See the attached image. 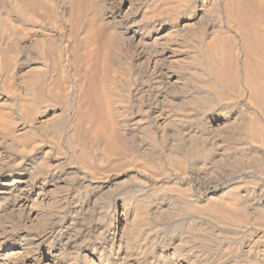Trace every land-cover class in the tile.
<instances>
[{
  "label": "bare ground",
  "instance_id": "bare-ground-1",
  "mask_svg": "<svg viewBox=\"0 0 264 264\" xmlns=\"http://www.w3.org/2000/svg\"><path fill=\"white\" fill-rule=\"evenodd\" d=\"M156 1H93L98 15L96 17L105 26L106 33L103 36L102 31L96 28L101 32V37H104L100 38L96 35L98 31L93 29L95 31L93 34L96 36H91L92 42L91 39L85 40L87 41L85 48L89 52L90 64L91 61H96L98 53L99 58L104 60L101 66L98 65L99 58L95 62L97 68L100 66V70L95 67L94 70L90 69L93 71L87 70L89 74L86 75L84 92L93 109L102 113L101 108L106 105L108 106L106 112L110 109L112 113L111 120L110 112L107 114L110 115L109 117L103 112L106 118L102 116L103 114H98L101 117L98 116L97 122L95 121L98 135L94 144L95 151L107 153L119 143L137 156L175 162L181 166V170L175 172L173 177L171 175L163 177V180L184 183V171L187 170L186 177L200 192L202 201L205 202L201 205H206V213L213 214V219L215 216L222 217L231 224L219 226L217 220L219 218L216 217L218 222H215L218 225L214 226V235H210L206 230L208 228L192 226L191 232L194 234H190V237L195 241H190V245L184 241L183 230V233L180 232L170 238L167 236V239L163 240L159 233L153 231L156 229L160 231L158 229L161 226L175 222L184 212V202L189 205L184 199L174 200L173 203L170 201L171 198L168 201L164 200L165 197L163 200L149 202L148 211L141 213V218L145 219L146 216L153 228L151 233L147 234L150 237L143 238L140 242V230L132 226L131 214L128 213L125 203L116 202L109 212H104V209L99 207V203L103 197H114L120 187L138 185L140 179L150 184L155 182L154 179L136 172L124 173L114 180L107 178L106 181L93 182L90 181L91 177L89 179L91 171L88 173L64 164L63 160H54L47 145L38 150L29 149L30 151L27 150L25 154L18 152L17 145L21 138L18 144L16 138H23L30 131H35L46 138H55L53 140L55 141L63 128L64 113L43 105L35 109V105L30 101L31 105L25 102L28 107L24 106L27 114L31 116L35 114L33 117L27 116L32 118V122L28 120V125L20 124L19 129L14 127L13 132H10L12 135L0 136V264H264L263 232L258 230L245 232L242 244L234 241L233 238L232 242L225 241L227 236L235 233L234 228H240L232 227L233 223L239 225L245 220L251 221L247 223L254 225L258 218L264 220L262 190L260 192L244 188L243 191L228 190L231 186L235 190L234 185L243 174L253 176L264 169V145L260 148L261 146L258 147L256 142L254 145L250 142L255 139L260 141L261 138L264 141V124H262L263 129L260 128L262 122L260 120L258 123L260 126L257 122L252 124L255 120H252V106L249 105L253 101L255 106H258L255 108H260L262 114L260 118L264 122V30L262 32L259 28H262V25L258 26L264 20H260L261 22L258 20L259 24H257V18H254V12H257L258 19L264 18V0H224V3L227 2L226 6L224 5L226 8L221 6L224 4L222 0L191 2L188 0L180 9L175 4L176 0H173L178 9L172 12L169 10L170 13L164 10V7L170 6L166 0L164 5L159 3L163 8L161 14L158 15L160 13L158 11L159 13H155H158V16L151 18L154 13L150 17V14H145L144 11ZM163 1L161 3H165ZM182 1L178 2L179 5L184 4V0ZM71 2L73 3V0H0V4L4 3L6 6L9 23L7 27L11 26L13 33V37L5 45L9 50L20 54L17 64L12 63L13 58L9 60L12 64L7 63V66H12L10 81L21 86L20 92L23 93L24 90L30 93L32 90H38L39 84L48 79V72L52 71L51 66L49 70L51 64H48L51 57L55 58L59 69L55 70L53 67V71L55 70L56 73L59 71L58 74L65 81L71 76L75 68L72 59L75 55L72 52L73 50L76 52V49L72 50L70 26L64 20L65 15L71 12ZM255 4L260 5L259 10L255 9ZM82 7L84 6L80 8ZM221 7L226 11V15H223ZM171 8L173 9V6ZM162 11L165 13L162 14ZM37 13H47L51 16L41 18ZM1 15L6 17L4 13ZM4 17L2 20L5 19ZM74 18L76 20V17ZM99 21L96 20L94 26ZM227 24L232 26V30L236 29L238 34L239 32L243 34L244 40L241 39V42L246 50L242 51L243 55L246 54V58L243 57L246 75L245 78L243 76L244 81H242L252 100L249 102V98L247 102L244 98V101L236 102L233 110L230 106L229 108L220 105L202 119L190 122L187 120L189 118L184 116L185 113L209 104L206 102L207 98L199 96L200 93L212 89L219 92L217 89L220 86L226 89L238 84V81L232 84L235 80L233 71L235 73L237 71H232L236 69L231 64L235 60L231 62L232 55L229 57V49L232 51L229 41L232 37L228 40L229 34L225 31ZM103 31L105 32L104 29ZM17 35H20V38H17ZM232 42L235 43L234 40ZM235 48L233 50L236 51ZM104 62L117 69H127V72L129 70L131 77L128 78V74V77L121 76L115 72L107 74L110 70ZM85 66H81L83 70ZM102 66H107V70L104 68L105 71ZM103 71L104 74L107 72L106 76ZM98 73L104 75L102 76L104 80L102 77L98 79L100 77ZM83 74L82 77H85ZM59 77L57 76V80L61 88L63 79L60 80ZM55 78L51 77L52 80ZM6 79L7 84L8 77ZM57 88L52 90L54 94L52 92L50 94L56 96ZM3 94L7 95L4 92ZM116 94L128 96L129 100H132L131 105L125 106L126 103L122 105L115 97ZM8 101L6 96L0 97L1 105H9ZM253 103H250L253 105L252 108H254ZM10 106L12 107V104ZM87 112L90 113V110ZM78 114L77 117H81L82 112ZM2 116L0 115V119L5 126V119ZM79 123L76 126H79ZM1 127L2 130L4 127ZM3 131L6 133L5 128ZM84 131L81 133L84 134ZM76 137L75 141H77ZM228 145L233 146L229 148ZM24 147L26 149V146ZM83 150L82 152L79 150V157L85 152L88 153ZM94 157L96 156H93V159ZM81 159L83 162L86 158ZM127 176L129 182L125 184L122 180L125 177L128 179ZM233 196L237 197V201L232 200ZM255 217H258L257 220L254 219ZM253 219L256 220L255 223ZM223 222L220 221L221 224ZM148 228L150 230L149 226Z\"/></svg>",
  "mask_w": 264,
  "mask_h": 264
},
{
  "label": "rangeland",
  "instance_id": "rangeland-1",
  "mask_svg": "<svg viewBox=\"0 0 264 264\" xmlns=\"http://www.w3.org/2000/svg\"><path fill=\"white\" fill-rule=\"evenodd\" d=\"M76 1H78L77 3H75V1L73 0V3L71 2V6L73 7H71V12L72 11H76L77 12V15H76V12H75V16H74V12H72V14H71V12L70 13H68L67 15H65V17H64V20L68 23V25L70 26V28H69V36H70V41H71V43H72V45H73V48H72V50L73 49H76L75 51L76 52H74V50H73V55H75V56H72V59H74L73 61H74V66H75V68H74V70L72 71V73L70 74L71 76L68 78V79H66V81L61 77V75H59L60 73H59V71H57V73L55 72V70L57 69V70H59L58 69V67H57V65H56V61L54 60L55 58L54 57H51L50 59H49V63L48 64H51V65H49V70H50V66H51V69H52V71H53V67L55 68V70L52 72L51 70H50V73L48 72V79H49V77H50V80H48L47 78H46V80L44 81V82H42L41 84H39L40 85V87H38V90L37 89H35V90H32L30 93L29 92H26V91H24L23 90V93L22 92H20L19 90L21 89V91H22V88H21V86L20 85H17V84H13L11 81H10V74H11V71H12V66L10 67V65H8L7 66V63L9 64H12V63H14V64H17V60H18V62H19V60H20V54L19 53H14L13 51H11V50H9V48H8V46L7 45H5L6 44V42L8 43V41H9V39H11L12 37H13V33H12V29H11V26H9V27H7V25H9V23L7 22L8 21V19H7V12H6V10H5V5H4V3H3V5L2 4H0V9H1V11L2 12H0V78H2V79H0V97H7L8 99H9V101L7 102L9 105H7V106H5V105H1V103H0V115L2 116V118H4L5 119V126L3 125V123L1 122V119H0V127L1 128H5V131H6V133L3 131V129L1 130L0 129V136H2V135H8V134H11L10 132L12 131V129L14 128V127H16V128H20L19 127V125L20 124H22V123H25L26 125H28L29 124V121L28 120H30V123L32 122V118H30V117H33L34 115H29V113L27 114V111H26V109H25V106L26 107H28L27 105H31V104H34L33 106L35 107V109L37 108H39V107H43V106H47V107H49V108H55V109H57L59 112H62V113H64V120H63V122H62V127L63 128H61V130L59 131L60 133H59V135H58V139H56L55 141H53L54 139L53 138H51V137H48V138H46L45 136H43V135H41V133H39V132H35V131H33L34 132V134H33V132L32 131H30L25 137H18V138H16L17 140H16V142H17V144L19 143L18 142V140L20 141V143L17 145L18 147H17V151L18 152H20V153H22V154H25V152L27 153V150H28V152L30 151L29 149H31V150H38V149H40L41 147H43L44 145H47L48 146V148L50 149V151H51V156L53 157V159L54 160H58V161H62V162H64V164H67L68 166H70L71 165V167H74V168H79V169H81V170H83V171H85V172H87L88 171V173H89V179H90V177H91V179H90V181H92L93 180V182H102V181H106V179L108 178H110L111 180H114V179H116L118 176H121V175H123L124 173H131V174H133V173H140V174H143V176L144 175H149L150 177H152L153 179H154V183H145L143 180H139V184L138 185H129V186H123V187H120V188H118L117 189V191H116V193H115V195H114V197H111V196H107V197H103V198H101V200H100V203H99V207L101 208V209H104L103 211L104 212H109V211H111L112 210V208H113V205L116 203V202H121V203H125L126 205H127V208H128V213L129 214H131V220H132V226H134V227H137V228H139V230H140V238H139V240H140V242L143 240V238H146V237H150V236H147V234H150L151 233V231H152V229L151 228H153L152 226H150V225H152L151 223H150V221H148V219H146V216H145V219H143V218H141V213L144 211V212H147L148 211V203L149 202H151V201H153V200H157V201H159V200H163L165 197V199L164 200H166V201H168V200H170L169 198H171L172 200H170V201H172L173 203H174V200L175 201H178V200H180V199H184L189 205H187L185 202H184V214L182 213L177 219H176V221L175 222H173L172 224H170V225H165V226H161V228H159L158 230H160V231H157V229L156 230H154L153 232L154 233H159L160 234V236L162 237V239L163 240H165V239H167V238H170V236L171 237H173V236H176L177 234H180V232L181 233H183V231H184V234H183V236H184V241L185 242H188V244L190 245V241H195V239H193L192 237H190L191 235H193L194 233L193 232H191V227L193 226V227H204V228H208V229H206V230H208L209 231V233H210V235H214V231H215V228H214V226H215V224L216 225H218L219 224V226H223V225H229V224H231V222H229L228 220H223L224 218H222V217H219V216H215V219H213L212 218V216H214L213 214H210V212H208V213H206L207 211L205 210V207H206V205L204 206V205H201V204H205V202L204 201H202L203 200V198H202V196L200 195V192L195 188V186H194V183H192V181H190L186 176H188L187 175V170L186 171H184V183H179V182H177L176 180H173V181H171V182H168V181H166V180H163V177H165V176H168V175H174V173L176 172H179L180 170H181V166L180 165H177L175 162H167L166 160H164V159H160V160H153V159H148V158H146V157H143V156H140V155H136V154H134V153H130L127 149H125V147H123L121 144H115V148L113 149V150H111L110 152H107V153H105L104 151L103 152H101V151H98V152H96L95 151V148H94V144L96 143V139H98V135H97V132H96V129H95V124H97V123H95V121L97 122V119L99 118L98 116H100V115H98V114H103V112H104V114L107 116V117H109L110 115V120H111V117H112V113L110 112L111 110L109 109V112L111 113H109V112H106L107 110H108V106L106 107V105H104L105 106V108H101V109H103V111H102V113H99L98 112V110H96V109H93L92 107H91V104L88 102V98H87V96H86V93L84 92V86H85V81L87 80V77H86V75L88 76V74H89V70L90 69H93L94 67L95 68H97V66L98 65H102V62H103V60L104 59H100L99 58V53H98V55H97V58H96V61L95 62H97V59L99 58L100 60H98V61H100V63H98V65H96V63L95 62H93V61H91L92 63L90 64V61H89V52H88V49H86L85 47H86V44H87V41H88V39L90 40L91 39V42H92V37H94L93 35H95V34H93V32L95 33V31L93 30V29H95L96 31H98V30H100V31H102V33L100 32V31H98L99 32V34H98V32H96V35H99V37L100 38H104L103 36H104V34L106 33V28H105V26L104 25H102L101 24V22L99 21V19L97 18L98 17V15L96 14L97 13V11L95 10L96 9V6H95V2H93L94 0H76ZM81 1H84L83 3L81 2ZM85 1H88L87 3H89V4H87ZM92 1V2H91ZM156 1V0H155ZM163 0H157L154 4H152L153 6H149L148 8H146V10L144 11L145 12V14H150L149 16L151 17L153 14L152 13H154V16H152L151 18H154V17H156V16H158V15H160L161 14V9H163V8H161V4H166V0H164L163 2H165V3H161ZM173 0H168V5H170L169 7H164V10H165V12L167 13L169 10L172 12V11H174L176 8H177V6H178V8L180 9V8H182V7H184L185 6V3L188 1V0H184V4H181V5H183V6H181V5H179V3L178 2H180V0H176L177 1V3H176V1H175V4H177V6L174 4V1L172 2ZM182 1V0H181ZM192 0H190V2H191ZM224 0H222V2H223ZM170 2H172V3H170ZM183 2V1H182ZM75 3V4H74ZM93 3V4H92ZM159 3H160V5H159ZM224 3V2H223ZM225 3H227L226 1H225ZM221 4V6L222 7H225L226 6V4ZM260 3V2H259ZM80 4V5H79ZM92 4V5H91ZM158 4V5H157ZM187 4V3H186ZM75 5V6H74ZM79 5V6H78ZM86 5V6H85ZM87 5H89V6H87ZM155 5V6H154ZM167 5V6H168ZM225 5V6H224ZM3 6V7H2ZM77 6V7H76ZM81 6H84V7H82V8H80ZM94 6V7H93ZM156 6H157V8H156ZM171 6H173V9L171 8ZM174 6H176L175 8H174ZM255 6V9L257 8L258 10H259V6H258V4H255L254 5ZM87 7H89V8H87ZM155 7V8H154ZM221 7V9L223 10L222 12L224 13L223 15H226L225 13H226V11L224 10V8H222ZM78 10H77V9ZM150 8V9H149ZM158 8H159V10H158ZM166 8V9H165ZM168 8V9H167ZM171 8V9H170ZM177 8V9H178ZM226 8V7H225ZM7 9V8H6ZM83 9V10H82ZM85 9H87V10H85ZM154 10V9H156L157 11H151V13H149V12H146V11H148V10ZM81 10H82V12H81ZM78 11H79V13H78ZM160 13H159V12ZM91 12V13H90ZM156 12H158L157 14H155ZM164 11H162V14L163 13H165ZM5 14V16L6 17H4L3 15H1V14ZM168 13H170V12H168ZM47 14V13H46ZM46 14H44V13H37V15L39 16V17H41V18H45V17H48V16H51V15H46ZM78 14H79V19H78ZM152 14V15H151ZM256 14V15H255ZM42 15V16H41ZM70 15H72V16H70ZM257 12H254V18L256 17L257 18V20H256V23H257V21L259 20H264V18L263 19H261L262 17H260V19H258V17H257ZM4 17L3 19L4 20H2V17ZM76 17V20H75V18L74 17ZM95 16V17H94ZM97 16V17H96ZM93 17V18H92ZM149 17V18H150ZM60 18V17H59ZM95 18V19H94ZM97 18V19H96ZM146 18H148V16L146 15ZM93 19H94V21H93ZM2 20V21H1ZM74 20V21H73ZM81 20V21H80ZM96 20H97V22L99 21V25H98V27H97V25L96 26H94L95 24H96ZM5 21H6V23H5ZM76 21V22H75ZM259 21H258V23L257 24H259ZM260 21V22H261ZM4 23V25H3V23ZM263 23H264V21H262ZM8 23V24H7ZM71 23H72V25H71ZM90 23V24H89ZM263 23L261 24H259L258 26H260V25H262V28L264 27V25H263ZM92 24V25H91ZM6 25V26H5ZM88 25H89V27H88ZM6 28H5V27ZM87 26V27H86ZM91 26V27H90ZM95 28H94V27ZM102 26H104V27H102ZM93 27V28H92ZM228 27V28H227ZM232 26H230V25H226L225 26V31L227 32V34H229L228 36V40H230L231 38L230 37H232V41L234 40L235 41V43H233L231 40L229 41V45H231L230 47H232L231 49H232V51L229 49V51H230V53H229V57L231 56L232 58H230V59H232V60H230L231 62L233 61V60H235L234 62H232L231 64L232 65H234L233 67L234 68H236V69H232V71L233 70H236L237 72L235 73L234 71H233V73L235 74V75H233V76H235V77H233L235 80H234V83H232V84H235V83H237V81H238V84H235L234 86L235 87H233V85L232 86H229V87H226V89L223 87V86H218L219 87V89H217V90H219V92H215V90H205L203 93H200L199 94V96L200 97H205V99L207 98V100H206V102H208L209 104H207V105H203L204 107H198V108H194L193 110H189L190 112H187V113H185L184 114V116H186L187 118H189V119H187L188 121H190V122H195V121H198V120H200V119H202L203 118V116L204 115H207V113H209V112H212V110H214L216 107L218 108L220 105H226V106H230L229 108L230 109H232L233 110V108H235V103L237 102H240V101H244V98H246V101H247V99H249L248 101L250 102L252 99H251V95H249V94H247V92L248 91H246V89L244 88V79H243V76H244V78H245V75H246V65L244 64L245 63V59L244 58H246V54L245 55H243V52L244 51H246V50H244V48L242 47V46H244L242 43L243 42H241L242 40L241 39H243L244 40V38H243V34L241 33V32H239V29H238V32H239V34L237 33V30L236 29H233L232 30V28H231ZM98 30H97V29ZM233 28H235V27H233ZM260 29H261V31L263 32V30L264 29H262L261 27H259ZM7 30V32H6V30ZM102 29V30H101ZM103 29L105 30V32L103 31ZM72 30V31H71ZM229 31V32H228ZM81 32V33H80ZM92 33V34H91ZM100 33H101V35H103L102 37H101V35H100ZM240 33H241V35H240ZM80 35V36H79ZM95 35V36H96ZM233 35V36H232ZM263 35H264V32H263ZM86 36H88V38L86 37ZM92 36V37H91ZM86 38V39H84V38ZM17 38H20V35H17ZM100 38H98V39H100ZM230 38V39H229ZM236 39V40H235ZM85 40H87L86 42H85ZM232 42V43H231ZM3 44H4V46H3ZM75 45V46H74ZM100 45V44H99ZM7 46V47H6ZM233 46H236V48L235 47H233ZM75 47V48H74ZM236 49V51L235 50H233V49ZM242 48H243V50H242ZM85 49V50H84ZM83 50H84V52H83ZM87 50V51H86ZM2 51V52H1ZM80 51V52H79ZM235 51V52H234ZM243 51V52H242ZM86 52V53H85ZM232 52V53H231ZM81 53V54H80ZM84 53H85V55H84ZM238 53H240V54H238ZM8 54L9 55V57L10 58H8V55L6 56V55ZM82 55H83V58H81L82 57ZM81 56V57H80ZM86 56V57H85ZM234 56V57H233ZM7 57V58H6ZM74 57V58H73ZM244 57V58H243ZM11 58H13L12 60H13V62L12 61H9ZM15 58H16V61H15ZM234 58H236V59H234ZM244 59V61H243V59ZM86 61H85V60ZM9 62H8V61ZM55 61V62H54ZM84 61V62H83ZM12 62V63H11ZM93 63H95V64H93ZM105 63H107V62H104V64ZM234 63H236V64H234ZM104 64H103V66H104ZM242 64H244V65H242ZM85 65H87V66H85ZM94 65H96V66H94ZM106 65V64H105ZM83 66H85L84 67V70H88L87 72H81V71H84L83 69H82V67ZM91 66V67H90ZM100 66L97 68V69H99L100 70ZM102 66V68L104 69H106L107 68V66H108V68H109V70L110 71H107V72H109V73H107V74H110V73H113V72H115V73H117V74H119V75H121V76H127V74H128V78H130L131 77V73H130V71L128 70V72H127V69H123V68H116V67H114V66H111V65H109L108 63H107V66L106 67H103ZM111 66V67H110ZM243 66V67H242ZM2 67V68H1ZM6 67V68H5ZM8 67V68H7ZM81 67V68H80ZM88 67H90V68H88ZM232 67V68H233ZM115 68V69H114ZM10 69V70H9ZM102 69V70H103ZM104 69V70H105ZM122 71H121V70ZM94 70V69H93ZM93 70H90V71H93ZM99 70H98V72H99ZM107 70V69H106ZM105 70V71H106ZM120 70V71H119ZM80 72L83 74V76H85V77H82V74L80 75ZM245 74H244V73ZM5 73V74H4ZM59 73V74H58ZM87 73V74H86ZM104 74V71H103V74L106 76L107 74ZM50 74V75H49ZM99 75H100V73H98ZM130 74V75H129ZM55 75H56V78H55ZM98 75V76H99ZM104 75H102V76H104ZM242 75V76H241ZM57 76L60 78V80H62L63 81V83L61 82V88H60V82H59V80H57ZM101 75H100V77H98V79L100 78L101 79V77H102ZM237 76V77H236ZM8 77V85L6 84V78ZM51 77L53 78H55L56 79V81H57V83H55L56 81H55V79L54 80H52L51 79ZM62 78V79H61ZM83 78H85V79H83ZM237 79V80H236ZM102 80H104V77H102ZM243 80V81H242ZM132 81V80H131ZM102 82H104V81H102ZM243 82V83H242ZM13 85H12V84ZM59 83V84H58ZM64 84V85H63ZM66 84V85H65ZM243 84V85H242ZM45 85V86H44ZM5 86V87H4ZM11 86H12V88H11ZM14 86V87H13ZM56 86V87H55ZM59 86V87H58ZM9 87V88H8ZM42 87V88H41ZM58 87V88H57ZM71 87V88H70ZM217 87V88H218ZM231 87H233V88H231ZM238 87V88H237ZM6 88V89H5ZM16 89V92H15V89ZM36 88H37V86H36ZM58 89V91H55V94L56 93H58L56 96L55 95H53L54 94V90L53 89ZM63 88V90H61ZM68 88V89H67ZM11 89V90H10ZM6 90V91H5ZM53 90V91H52ZM63 91V92H61V91ZM71 90V91H70ZM227 90V91H226ZM239 90V91H238ZM34 91L37 93H34ZM39 91V92H38ZM221 91H222V94H221ZM3 92L5 93V94H7V95H4L3 94ZM12 92V93H11ZM14 92H15V94H14ZM48 92V93H47ZM50 92H52L51 94H50ZM59 92H61L60 94H59ZM21 93V94H20ZM214 93V94H213ZM39 94V95H38ZM68 94H69V96H68ZM212 94V95H211ZM219 94H220V96H219ZM16 95V96H15ZM28 95V96H27ZM59 95V96H58ZM85 95V96H84ZM242 95V96H241ZM244 95V96H243ZM68 96V97H67ZM250 96V97H249ZM36 97V98H35ZM42 97V98H41ZM51 97H53V98H51ZM54 97H55V99H54ZM58 97V98H57ZM85 97V98H84ZM120 102H121V104L122 105H125L124 103H126L127 105H125V106H129V105H131V99L129 100V97L128 96H126V95H121V94H116V96H115ZM122 97V98H121ZM243 97V98H242ZM35 98V99H34ZM28 100V101H27ZM33 100V101H32ZM49 100V101H48ZM64 100V101H63ZM30 101H31V104H30ZM129 103H128V102ZM229 101V102H228ZM247 101V102H248ZM25 102H26V104L29 102V104H27V105H25ZM35 102V103H34ZM49 102H51V103H49ZM252 103H253V101H251ZM250 102V103H251ZM19 103V104H18ZM249 103V105H250V107L252 106L253 107V105L252 104H250ZM12 104V107L10 106ZM23 104V106H21ZM87 104V105H86ZM254 104V108H252L251 107V112H252V114H253V116H252V120L254 121L255 120V122H252V124H255L256 122H257V124L258 123H260L259 122V120L260 121H262L261 123H260V125L258 124V126H260V128L261 129H263V125L262 124H264V122H263V120L261 119L262 118V114H261V110H260V108H255L256 106H255V103H253ZM25 105V106H24ZM43 105V106H42ZM212 105V106H211ZM33 106L31 107L32 109H34L33 108ZM83 106H85V107H83ZM24 107V108H23ZM83 107V108H82ZM258 107V106H257ZM85 108H87V109H85ZM107 108V109H106ZM209 108V109H208ZM6 109V110H5ZM34 109V110H35ZM256 109V110H255ZM79 110V111H78ZM90 110V113L89 112H87V111H89ZM93 110V111H92ZM11 111V112H10ZM24 111H26V112H24ZM84 111H85V113H84ZM257 111H259V113H257ZM3 112V113H2ZM9 112V113H8ZM81 113L82 112V114H80L81 115V117L79 118V117H77L79 114L78 113ZM87 112V113H86ZM92 112H94V113H92ZM206 112V113H205ZM256 112V113H255ZM110 114V115H107V114ZM88 114V115H87ZM102 115L103 117H105L106 118V116L105 115ZM192 114V115H191ZM9 115V116H8ZM30 116V117H28L27 118V116ZM89 115H93L92 116V120H94V121H92L91 120V116H89ZM5 116V117H4ZM87 117V118H86ZM98 117V118H97ZM101 117V116H100ZM261 117V118H260ZM80 120H79V119ZM81 118H82V121H81ZM86 118V119H85ZM198 118V119H197ZM7 119V120H6ZM88 120V121H87ZM195 120V121H194ZM26 121V122H25ZM80 123H79V122ZM91 121V122H90ZM27 122H28V124H27ZM85 122L87 123V124H85ZM90 124H89V123ZM14 123V124H13ZM70 123V124H69ZM79 123V126L77 125L76 126V124H78ZM83 124H84V127H83ZM92 124V125H91ZM256 124V125H257ZM82 126V127H81ZM11 127V128H10ZM76 127H78V128H76ZM94 127V128H93ZM7 129V130H6ZM95 129V130H94ZM86 132H85V131ZM82 131H84V134L83 133H81ZM7 132H9V133H7ZM13 132V131H12ZM91 132V133H90ZM93 132H94V134H93ZM38 135H37V134ZM75 133V134H74ZM76 133H77V135H76ZM79 133V134H78ZM76 137V139H77V141H75V137L73 136V135ZM82 134V135H81ZM12 135V134H11ZM37 135V136H36ZM79 135H81V138H80V136ZM39 136V137H38ZM70 136V137H69ZM91 136V137H90ZM27 137H29V138H27ZM38 137V138H37ZM261 137V136H260ZM259 137V138H260ZM14 138H15V135H14ZM31 138V139H30ZM65 138V139H64ZM85 139V140H83V139ZM95 138V139H94ZM79 139H80V141H81V143H80V141H79ZM89 139V140H88ZM94 139V140H93ZM23 140V141H22ZM52 140V141H51ZM259 139H255V140H249L253 145L255 144V142H256V144H257V146L259 147V146H261L260 148H263V146L262 145H264V141L262 140V138L260 139V141H258ZM79 141V142H78ZM263 141V142H262ZM57 142V143H56ZM67 142V143H66ZM259 142H260V144H259ZM34 143V144H33ZM79 143V145H80V147H79V145H77ZM85 143V144H84ZM92 143V144H91ZM263 143V144H262ZM31 147V148H28L29 146ZM185 145V144H184ZM24 146H26V149H25V147ZM28 146V147H27ZM84 146V147H83ZM93 146V147H92ZM119 148V150H118V148ZM121 148H120V147ZM233 145H228V147L229 148H231ZM59 147V148H58ZM35 148V149H34ZM68 148V149H67ZM85 148V150H83V149ZM88 148V149H87ZM15 149V148H14ZM87 149V150H86ZM120 149H122V150H120ZM79 150H81V152H82V150L85 152V151H87L88 153H83V156L82 157H79L80 155H79ZM92 150V151H91ZM116 150V151H115ZM126 152H125V151ZM100 152V153H99ZM90 153V154H89ZM85 154L87 155V156H85ZM101 154V155H100ZM103 154V155H102ZM115 154V155H114ZM99 155V156H98ZM111 155V156H110ZM113 155V156H112ZM93 156H96V157H94V159H93ZM70 157V158H69ZM80 159H79V158ZM86 158V159H84V160H86L85 162H84V160H83V162H81L82 161V159L81 158ZM89 157V158H88ZM139 157H141V158H139ZM78 159V160H77ZM144 159V160H143ZM92 160V161H91ZM101 160V161H100ZM142 160V161H141ZM152 160H153V162H152ZM90 161V162H89ZM151 161V162H150ZM87 162V163H86ZM166 162V163H165ZM74 163V164H73ZM82 163V164H81ZM83 163H85V164H83ZM91 163V164H90ZM93 163V164H92ZM172 163H174V164H172ZM86 164H88L87 166H86ZM144 164V165H143ZM150 164V165H149ZM83 165H85V167L83 166ZM90 165V166H89ZM88 167V168H87ZM85 168H87V169H85ZM173 168V169H172ZM91 169V170H90ZM177 171H176V170ZM161 170V171H160ZM185 170V169H184ZM264 169L262 168L260 171H258L257 172V175L255 174V175H253V176H251V175H249V174H243L240 178H239V180L237 181V183L234 185V188H235V190L233 189V186H231L228 190H232V191H239V190H246V189H248L249 191L251 190V191H255V192H260L261 190H262V192L264 193V191H263V188H264V171H263ZM145 172V173H144ZM171 172V173H170ZM213 173L215 172V170H213L212 171ZM131 174L129 175V177L131 176ZM161 175V176H160ZM213 176H214V174H212ZM15 176V175H14ZM129 177L127 176V178L128 179H126V177H125V179H123L122 181H123V183H128L129 182ZM162 177V178H161ZM173 177V176H172ZM255 177V178H254ZM142 182H144V184L142 183ZM177 183L176 185L175 184H173V183ZM149 184V185H148ZM168 184H169V186H168ZM172 184V185H171ZM241 184V185H240ZM255 184V185H254ZM164 185V187H162ZM189 185H191V186H189ZM260 185H262V186H260ZM142 186V187H141ZM171 186V187H170ZM185 186V187H184ZM125 187V188H124ZM159 187V188H158ZM183 187V188H182ZM192 187V188H191ZM237 187V188H236ZM263 187V188H262ZM129 188V189H128ZM174 188V189H173ZM182 188V189H181ZM195 188V189H194ZM244 188V189H243ZM180 189V190H179ZM236 189H239V190H236ZM181 190H183V192L181 191ZM156 191V192H155ZM185 191V192H184ZM166 193H168V194H166ZM142 195H143V197H142ZM162 196V197H161ZM164 196V197H163ZM112 199H111V198ZM145 197V198H144ZM183 197V198H182ZM234 197L235 196H233L232 198V200H234V201H237V197H235V199H234ZM110 198V199H109ZM152 198H154V199H152ZM191 198V199H190ZM159 199V200H158ZM114 200V201H113ZM188 200V201H187ZM196 201V202H195ZM192 202H194V203H192ZM191 203V204H190ZM196 203V204H195ZM199 203V204H198ZM104 205V206H103ZM199 205H201L203 208L201 209V206L199 207ZM197 207V208H196ZM200 209H199V208ZM187 208V209H186ZM107 209V210H106ZM199 209V210H198ZM201 211V212H200ZM208 214V215H207ZM183 217V218H182ZM219 218V219H217V218ZM212 218V219H211ZM256 218H258V217H255L254 219H256ZM182 219V220H181ZM219 221H217V220ZM252 220L254 223H255V221L257 220ZM218 222V224L216 223V222ZM220 221H221V223L223 222V224H221L220 223ZM229 223H228V222ZM181 222V223H180ZM247 222H251V221H245V220H243V222H242V224L241 223H239V225L237 224H232L231 226L232 227H240V228H234L236 231H235V233H232V235H229V236H227V238H226V242H230V240L233 238L234 239V241H237L239 244H242L244 241V233L245 232H247V231H250V230H258V231H261V232H263L264 233V220H260L259 218H258V220H257V222L254 224L253 222V224L254 225H251V224H248ZM260 222V223H259ZM192 223V224H191ZM203 223V224H202ZM243 223H247V224H245V225H243ZM202 226H201V225ZM263 226H262V225ZM208 225V226H207ZM236 225V226H235ZM243 225V226H242ZM247 225V226H246ZM259 225H261V226H259ZM148 226L150 227V230H149V228H148ZM169 226V227H168ZM211 226V227H210ZM242 226V227H241ZM253 226V227H252ZM187 229V231H186V229ZM163 228V229H162ZM190 228V229H189ZM212 228V229H211ZM242 228V229H241ZM168 229V230H167ZM189 229V230H188ZM146 230V231H145ZM181 230V231H180ZM183 230V231H182ZM143 231V232H142ZM149 231V232H148ZM166 231V232H165ZM190 233H189V232ZM241 231V232H240ZM162 232V233H161ZM214 232V233H213ZM146 233V234H145ZM166 233V234H165ZM193 233V234H192ZM162 234V235H161ZM175 234V235H174ZM189 234V235H188ZM191 234V235H190ZM142 235V236H141ZM234 235V236H233ZM164 236H165V238H164ZM167 236H169V237H167ZM236 236V237H235ZM167 237V238H166ZM189 239H188V238ZM230 237V238H229ZM236 238V239H235ZM212 239H213V237H212ZM214 241H215V239H213ZM212 240V241H213ZM213 241V242H214ZM233 240H231V242H232ZM197 242V241H196ZM204 248H206L207 249V247H204Z\"/></svg>",
  "mask_w": 264,
  "mask_h": 264
}]
</instances>
